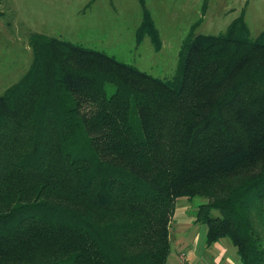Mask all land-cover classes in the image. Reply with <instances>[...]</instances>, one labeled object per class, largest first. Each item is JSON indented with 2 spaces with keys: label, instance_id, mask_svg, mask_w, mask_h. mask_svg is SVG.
<instances>
[{
  "label": "trees",
  "instance_id": "obj_1",
  "mask_svg": "<svg viewBox=\"0 0 264 264\" xmlns=\"http://www.w3.org/2000/svg\"><path fill=\"white\" fill-rule=\"evenodd\" d=\"M34 38L0 96V264H167L180 198L207 246L264 264V31L190 36L169 82Z\"/></svg>",
  "mask_w": 264,
  "mask_h": 264
},
{
  "label": "rangeland",
  "instance_id": "obj_2",
  "mask_svg": "<svg viewBox=\"0 0 264 264\" xmlns=\"http://www.w3.org/2000/svg\"><path fill=\"white\" fill-rule=\"evenodd\" d=\"M144 11L155 36L139 30ZM240 17L249 38L257 39L264 31V0H0V96L27 72L35 36L104 53L169 82L187 38L220 36ZM203 202L180 198L173 216L194 217Z\"/></svg>",
  "mask_w": 264,
  "mask_h": 264
},
{
  "label": "crops",
  "instance_id": "obj_3",
  "mask_svg": "<svg viewBox=\"0 0 264 264\" xmlns=\"http://www.w3.org/2000/svg\"><path fill=\"white\" fill-rule=\"evenodd\" d=\"M172 219L171 253L167 264H240L236 250L228 240L207 246V229L195 224L194 217L180 213Z\"/></svg>",
  "mask_w": 264,
  "mask_h": 264
}]
</instances>
